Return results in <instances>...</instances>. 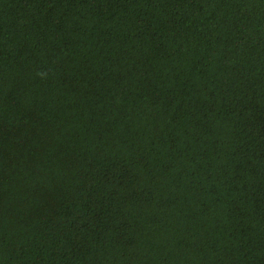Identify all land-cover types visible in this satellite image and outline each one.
Segmentation results:
<instances>
[{"label":"trees","instance_id":"obj_1","mask_svg":"<svg viewBox=\"0 0 264 264\" xmlns=\"http://www.w3.org/2000/svg\"><path fill=\"white\" fill-rule=\"evenodd\" d=\"M0 264H264V0H0Z\"/></svg>","mask_w":264,"mask_h":264}]
</instances>
